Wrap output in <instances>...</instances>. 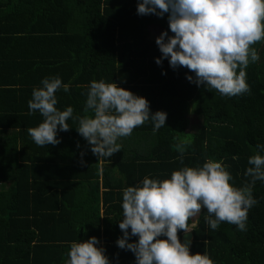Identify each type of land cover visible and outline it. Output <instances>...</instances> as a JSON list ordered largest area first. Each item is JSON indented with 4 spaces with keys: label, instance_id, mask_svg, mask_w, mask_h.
I'll return each mask as SVG.
<instances>
[{
    "label": "trees",
    "instance_id": "obj_1",
    "mask_svg": "<svg viewBox=\"0 0 264 264\" xmlns=\"http://www.w3.org/2000/svg\"><path fill=\"white\" fill-rule=\"evenodd\" d=\"M140 2L0 0V264H66L71 243L91 237L109 264H136L135 254L117 244L124 189L208 160L222 161L230 183L242 187L250 180L249 158L264 156L257 148L264 145V39L251 45L259 60L245 69L250 91L224 96L197 86L195 73L173 69L170 58L156 63L163 54L151 32L173 36L169 14L138 15ZM57 75L69 85L56 92L60 111L72 106L74 116L92 115L84 112L88 86L104 80L146 98L150 116L167 113L165 126L154 133L146 121L100 161L71 118L68 131L58 126V144L38 146L27 129L44 118L29 114L28 101L44 78ZM189 116L192 135L185 133ZM252 191L258 203L246 231L228 222L212 230L203 207L189 218L191 255L206 252L214 264H264V181ZM138 239L130 234L128 242Z\"/></svg>",
    "mask_w": 264,
    "mask_h": 264
},
{
    "label": "clouds",
    "instance_id": "obj_2",
    "mask_svg": "<svg viewBox=\"0 0 264 264\" xmlns=\"http://www.w3.org/2000/svg\"><path fill=\"white\" fill-rule=\"evenodd\" d=\"M137 13L160 17L169 14V28L174 35L168 36L166 31L157 37L156 44L163 54L156 59L158 65L163 58H170L173 69L182 66L195 73L197 86L218 90L224 96L250 91L245 69L259 60L251 45L264 39V0H142ZM187 79L193 81L192 76ZM41 83L28 101L29 114L38 111L44 118L37 127L27 129L38 146L58 144V126L60 131H68L67 121L71 118L78 120V133L100 161L120 151L118 139L130 136L146 121L151 120L154 133L165 126L167 113L157 111L150 116L146 98L114 82L91 81L84 112L91 111L92 115L82 117L74 116L72 106L57 109L56 92L61 88L69 91V85L63 84L58 75L46 77ZM257 148L264 151V145ZM179 159L183 163L182 152ZM248 163L252 167L244 175L250 180L242 187L233 186L227 166L215 160L206 161L202 167H182L173 171L170 179L146 176L142 186L127 187L119 223L123 236L117 240L118 246L131 250L136 264H214L206 252L191 255L188 245L178 238V231L190 232L189 218L202 207L207 210L205 221L212 230L228 222L246 231L248 211L258 203L253 187L257 180L264 181V156L258 152ZM129 228L131 236H138V242H128ZM161 236L167 239H158ZM97 244L96 237L72 242L66 264H109L104 249Z\"/></svg>",
    "mask_w": 264,
    "mask_h": 264
},
{
    "label": "rangeland",
    "instance_id": "obj_3",
    "mask_svg": "<svg viewBox=\"0 0 264 264\" xmlns=\"http://www.w3.org/2000/svg\"><path fill=\"white\" fill-rule=\"evenodd\" d=\"M161 34L162 33L160 31H157V30L151 32V35H152L153 39H157V37H159ZM166 39H167V37H166ZM186 121H187V127H186V130H185V133L189 134V135H192L195 119L192 116H189L188 118H186ZM197 215H198V213L195 216H193L192 219L195 220Z\"/></svg>",
    "mask_w": 264,
    "mask_h": 264
},
{
    "label": "water",
    "instance_id": "obj_4",
    "mask_svg": "<svg viewBox=\"0 0 264 264\" xmlns=\"http://www.w3.org/2000/svg\"><path fill=\"white\" fill-rule=\"evenodd\" d=\"M192 232H187V233H183L182 236H181V243H185L188 245L189 247V251H190V246H191V243H192Z\"/></svg>",
    "mask_w": 264,
    "mask_h": 264
},
{
    "label": "crops",
    "instance_id": "obj_5",
    "mask_svg": "<svg viewBox=\"0 0 264 264\" xmlns=\"http://www.w3.org/2000/svg\"><path fill=\"white\" fill-rule=\"evenodd\" d=\"M194 226V225H193ZM185 233V232H184Z\"/></svg>",
    "mask_w": 264,
    "mask_h": 264
}]
</instances>
